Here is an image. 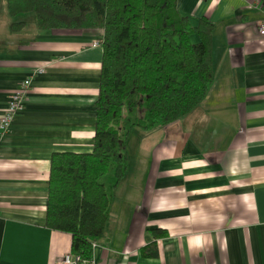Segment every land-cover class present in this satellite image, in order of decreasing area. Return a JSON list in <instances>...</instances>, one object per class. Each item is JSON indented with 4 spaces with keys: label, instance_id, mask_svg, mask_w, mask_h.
Wrapping results in <instances>:
<instances>
[{
    "label": "crops",
    "instance_id": "obj_1",
    "mask_svg": "<svg viewBox=\"0 0 264 264\" xmlns=\"http://www.w3.org/2000/svg\"><path fill=\"white\" fill-rule=\"evenodd\" d=\"M175 10L192 27L212 25L213 83L179 121L132 131L91 259L264 264V0H175ZM16 17L1 8L0 116L19 84L43 73L0 133V264H59L71 236L45 225L50 160L92 151L103 33L40 30L33 17ZM152 242L157 255L144 257Z\"/></svg>",
    "mask_w": 264,
    "mask_h": 264
},
{
    "label": "trees",
    "instance_id": "obj_2",
    "mask_svg": "<svg viewBox=\"0 0 264 264\" xmlns=\"http://www.w3.org/2000/svg\"><path fill=\"white\" fill-rule=\"evenodd\" d=\"M5 4L11 17L32 13L40 30L103 33L93 148L90 153L52 155L45 213L49 230L71 236V253L91 259L92 244L101 238L108 220L113 191L127 173L126 143L132 131L177 122L206 98L214 80L212 25L202 18L192 27L175 10V0ZM141 254L155 257V243L143 247Z\"/></svg>",
    "mask_w": 264,
    "mask_h": 264
},
{
    "label": "built area",
    "instance_id": "obj_3",
    "mask_svg": "<svg viewBox=\"0 0 264 264\" xmlns=\"http://www.w3.org/2000/svg\"><path fill=\"white\" fill-rule=\"evenodd\" d=\"M259 36H264V22L261 24L258 30ZM100 45V40L94 43V46ZM43 73V69L34 70L32 75L23 80L15 91L11 94L9 101L5 107L4 112L0 116V133L5 134L10 130L11 124L15 117L21 113L24 109L28 90L31 85V79L39 74ZM94 244H92V247ZM59 264H95L93 259H82L79 256L72 254L71 252L65 254Z\"/></svg>",
    "mask_w": 264,
    "mask_h": 264
},
{
    "label": "rangeland",
    "instance_id": "obj_4",
    "mask_svg": "<svg viewBox=\"0 0 264 264\" xmlns=\"http://www.w3.org/2000/svg\"><path fill=\"white\" fill-rule=\"evenodd\" d=\"M1 8H3L4 10H6V7H5V0H0V10ZM23 16H31L33 17V14L32 13H26V14H23ZM19 17H14L13 20H17Z\"/></svg>",
    "mask_w": 264,
    "mask_h": 264
}]
</instances>
